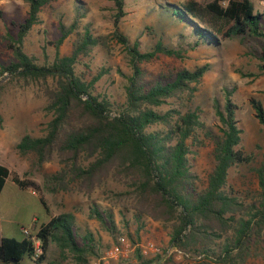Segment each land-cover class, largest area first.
Segmentation results:
<instances>
[{
  "label": "trees",
  "instance_id": "obj_1",
  "mask_svg": "<svg viewBox=\"0 0 264 264\" xmlns=\"http://www.w3.org/2000/svg\"><path fill=\"white\" fill-rule=\"evenodd\" d=\"M23 1L28 5V13L18 23L11 46L14 60L0 65V75L19 73L23 78L41 81L51 117L43 135L24 134L20 138L16 144L19 154L32 152L38 165L56 157L60 168L47 176L46 182H55L64 191L73 184L79 191L91 193L109 179L121 184L123 189L116 195L130 202L138 228L143 226L144 215L169 223V246L189 258L191 264H242L249 257L262 256L264 156L255 167L257 190L250 201L236 193L227 180L231 167L252 160V155L241 145L238 105L231 98L232 91L223 88L222 104L215 103L220 133L203 131L213 141L214 165L206 186L198 189V175L192 168L190 155L198 131L204 130L205 125L198 110L180 112L176 107L162 106L185 92L191 95L195 90L192 84L200 81L207 64L151 80L140 64L160 54L182 58L191 50L217 49L222 41L233 37L242 40L253 37L264 42V9L255 10L250 0H227L226 5L221 4L222 0L203 4L195 0L166 2L160 6L161 13L181 26L177 45L169 46L160 37L149 49L141 50L139 40L130 44L119 30V20L125 14L124 0H113L117 12L112 35L126 46L130 65L121 102L94 93V85L104 71L89 79L74 71L79 55L98 43L88 30L70 55L57 54L46 64L37 63L24 52L23 40L38 22L41 7L53 0ZM65 36L63 32L58 37L56 47ZM262 55L264 58V49ZM50 78L52 83L48 82ZM3 87L0 82V94ZM250 104L258 122L264 125L261 102L251 98ZM9 176V169L0 163V191ZM11 180L22 188L28 186L16 175ZM41 201L46 206L42 198ZM90 209L91 216L115 232L110 210L96 206ZM74 224L73 214L62 212L42 223L36 231L25 234L22 240L4 237L0 242V263L42 264L47 260L50 245L54 244L60 260L72 254L76 262L87 264L88 256L94 253V239L89 231L80 236ZM33 237L40 243L38 255ZM136 251L138 264L151 262L139 248Z\"/></svg>",
  "mask_w": 264,
  "mask_h": 264
},
{
  "label": "rangeland",
  "instance_id": "obj_2",
  "mask_svg": "<svg viewBox=\"0 0 264 264\" xmlns=\"http://www.w3.org/2000/svg\"><path fill=\"white\" fill-rule=\"evenodd\" d=\"M184 0H124L119 30L132 44L139 40L141 50L153 46L158 38L169 46H176L181 26L161 13V5L166 2L179 3ZM206 3L210 0H195ZM255 10H263L258 0H250ZM116 6L113 0H53L41 7L38 22L35 23L23 40L24 52L35 58L39 64L51 62L55 56H67L72 53L81 35L88 30L98 43L86 53L80 54L74 66L77 74L91 78L98 71H104L94 85V93L107 95L111 100H124L123 85L125 75L130 73L126 46L112 35ZM28 13V5L23 0H0V65L13 61L12 44L16 37L18 23ZM66 36L59 47L55 46L58 37ZM264 42L259 38L248 37L244 40L233 37L222 41L217 49L199 48L191 50L182 58L159 56L142 62L147 79H155L162 74L174 76L183 68L194 69L207 64V70L190 95L185 92L179 98H170L163 108L176 107L180 112L198 110L204 130L198 131L197 142L190 155L192 168L198 175V189H203L207 177L214 165L213 141L204 135L220 133L221 124L215 113V103L223 102V88L232 91V100L238 105L237 120L241 128V145L252 160L229 169L227 180L234 191L250 201L257 190L255 167L264 156V125L254 115L250 99L259 100L264 108ZM263 66V67H262ZM104 69V70H103ZM3 90L0 94V163L5 165L12 175L23 179L45 201L47 207L56 214L71 212L74 227L79 235L87 231L92 234L94 253L88 256L87 264H138L134 243L151 241L159 248V253H149L147 264H191L190 259L178 252L164 255L169 247L170 224L153 220L147 215L141 218L143 226L138 228L134 209L125 198H119L116 192L123 186L112 180L104 182L91 193L79 191L73 184L70 190L57 188L55 182H46V177L60 168L57 158L38 165L32 152L19 154L16 144L24 134L40 136L45 133L51 114L46 108L44 84L38 80L23 78L19 73L4 72L0 75ZM49 83H52L50 78ZM190 141V140H189ZM7 182L0 197L3 214L29 201V209H36L39 202L31 200L29 194ZM110 210L115 224V232H110L95 217L91 216V207ZM110 224H107L109 226ZM138 230V237L135 231ZM124 236L128 241L127 255H110V249L116 244L117 237ZM21 238L18 237L17 240ZM135 239V241H133ZM82 242V239H79ZM42 264H80L72 254L60 260L58 251L51 244L47 260ZM242 264H264V254L246 259Z\"/></svg>",
  "mask_w": 264,
  "mask_h": 264
},
{
  "label": "crops",
  "instance_id": "obj_3",
  "mask_svg": "<svg viewBox=\"0 0 264 264\" xmlns=\"http://www.w3.org/2000/svg\"><path fill=\"white\" fill-rule=\"evenodd\" d=\"M260 1L261 0H258L261 4ZM7 182L10 183V189L17 187L19 191L29 194L32 201L34 199V202H39L40 206L36 209H29V201H23V203L13 207L11 211L6 212L5 214H3L0 206V242L4 237L16 240L20 237V240H22L25 237L23 228H28L31 232H34L42 223L47 222L52 216L56 215L55 212L47 207V204L44 206L40 195L30 186L22 188L14 183L9 177L5 180L0 191V197L4 192Z\"/></svg>",
  "mask_w": 264,
  "mask_h": 264
},
{
  "label": "built area",
  "instance_id": "obj_4",
  "mask_svg": "<svg viewBox=\"0 0 264 264\" xmlns=\"http://www.w3.org/2000/svg\"><path fill=\"white\" fill-rule=\"evenodd\" d=\"M227 0H222L221 4L222 5H226ZM262 5H264V0L260 1ZM23 232L24 234H30V229L28 228H23ZM34 238V251H35V255H38L41 253V248H40V243L39 240ZM134 247L139 248L141 251V254L145 257H147V255L150 253H153L154 255H156L157 253H159V248L157 247V245L151 241H148L146 243H134ZM127 247H128V241L125 239L124 236H118L117 237V241L116 244L110 249L109 254L112 255H117V254H123V255H127ZM177 251V249L173 246H169L165 251H164V255H169L172 252ZM179 254H181L178 251Z\"/></svg>",
  "mask_w": 264,
  "mask_h": 264
}]
</instances>
